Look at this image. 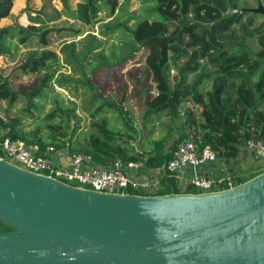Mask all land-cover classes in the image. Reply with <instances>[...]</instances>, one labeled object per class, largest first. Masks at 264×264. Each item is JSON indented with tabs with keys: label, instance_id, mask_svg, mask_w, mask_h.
I'll return each instance as SVG.
<instances>
[{
	"label": "trees",
	"instance_id": "trees-1",
	"mask_svg": "<svg viewBox=\"0 0 264 264\" xmlns=\"http://www.w3.org/2000/svg\"><path fill=\"white\" fill-rule=\"evenodd\" d=\"M59 1L60 13L48 15L46 20L38 12L27 18L26 25L12 23L0 27V55H8L13 42L26 47L31 40L35 41V46H28V56L17 68L23 73L42 75L38 86L25 92L13 90L7 78L0 76V100L11 102L18 94L22 95L26 99V112L32 98L40 97L49 73L58 71L60 66L57 53L47 47V34L54 29L47 22L63 16L90 25L99 12L106 17L121 12L119 0H78L73 9L68 0ZM153 1L152 10L160 18L139 19L124 37L133 42V50L145 51L142 79L148 77L151 83L148 88L142 85L133 91L142 105L139 130L122 106L124 98L114 102L104 97L87 75L82 85L92 91L86 109L89 133L79 137L80 118L74 109L56 103L42 116V124L34 128H27L17 117L3 114L0 126L4 134L38 148L52 146L65 149L68 155L87 156L92 163L106 167L131 161L161 167L177 145L186 140L207 145L217 159L230 161L239 156L246 140L264 141V16L249 11L230 13L242 3L246 5L244 0ZM12 2L0 0V19L10 16ZM166 21L173 24L171 29L166 28ZM124 22L107 25L101 36L107 40L113 34L121 35ZM66 30L72 35L79 31L69 27ZM251 41L257 49L251 47ZM72 45L66 43L61 52L65 53L66 46ZM96 64L97 61L90 62L91 66ZM170 68L175 71L172 80ZM94 70L97 67L90 69L91 74ZM160 113L166 114L167 127L150 140L142 130L147 124L152 125L147 121L148 115L158 117ZM256 174L251 168L240 169L231 172V178L238 185ZM159 181L155 195L194 193L190 185L180 192L168 172ZM7 230L0 225V231Z\"/></svg>",
	"mask_w": 264,
	"mask_h": 264
},
{
	"label": "water",
	"instance_id": "water-1",
	"mask_svg": "<svg viewBox=\"0 0 264 264\" xmlns=\"http://www.w3.org/2000/svg\"><path fill=\"white\" fill-rule=\"evenodd\" d=\"M264 16V3L234 9ZM0 264H264V172L211 193L105 194L0 160Z\"/></svg>",
	"mask_w": 264,
	"mask_h": 264
},
{
	"label": "rangeland",
	"instance_id": "rangeland-1",
	"mask_svg": "<svg viewBox=\"0 0 264 264\" xmlns=\"http://www.w3.org/2000/svg\"><path fill=\"white\" fill-rule=\"evenodd\" d=\"M77 1L68 0V5L73 9ZM244 1L246 5L242 3L239 9L254 7L256 4V0ZM260 1L261 3L264 2L263 0ZM117 4L119 10H121L119 14L106 17L103 12H99L97 20L90 25H83L63 16L47 22L48 27L54 28L47 34L49 42L47 47L57 53L59 70L49 73V78L41 90L40 97L32 98L30 106L27 107V112L25 111L26 99L18 94L11 102L5 99L0 100V114L6 113L17 117L27 128H34L36 125L42 124V116L54 104L58 103L74 109V113L80 118L78 136L82 137L90 131L89 116L86 109L92 91L82 85L83 77L88 75L90 83L97 86L98 92L104 97L106 96L114 102L124 98L122 106L132 119L135 129L139 130L141 128L139 116L142 113V105L139 96L133 94V91L139 89L142 85L148 88L151 83H149L148 77L142 79L144 72L143 54L145 51L142 49L133 50L135 47L133 42L124 37L126 36L125 32L139 19H158L160 16L152 10L153 0H119ZM60 9L61 3L59 0H13L10 16L6 20H1L0 23L2 26L12 23L26 25L29 16H36L40 12V18L46 20L48 15H55ZM121 20H125V29L122 34H113L105 40L101 33L108 28L106 26L109 24L111 26L115 25ZM165 23L167 29L173 27L171 22L166 21ZM68 27L79 31L76 35H72V32L66 30ZM29 43L35 46L34 40ZM66 43H72L73 45L72 47L66 46L65 53H62L61 47ZM29 45L24 47L13 42L10 45V53L0 55V76L7 78L8 85L13 90L25 92L34 89L38 86V81L42 76L23 73L17 68V65L28 56ZM250 45L253 49H257L255 42L251 41ZM88 49L91 50L86 53ZM93 56L96 59L93 60ZM91 61H97L96 66H91ZM94 67H97V70H94L91 74L90 69ZM174 72V69L170 68V80H172ZM151 93L150 91L149 94ZM187 105L190 106L191 104L187 103ZM28 113L33 116L29 117ZM165 116L166 114L162 113L158 117L148 115L147 121L152 125L147 124L142 132L146 136H150V140L161 135L166 129ZM137 147L139 148L141 145Z\"/></svg>",
	"mask_w": 264,
	"mask_h": 264
},
{
	"label": "built area",
	"instance_id": "built-area-1",
	"mask_svg": "<svg viewBox=\"0 0 264 264\" xmlns=\"http://www.w3.org/2000/svg\"><path fill=\"white\" fill-rule=\"evenodd\" d=\"M0 121L4 122L1 114ZM239 150V156L234 160L247 162L249 166L245 169L251 168L258 174L264 172V141L246 140ZM216 159L209 146L186 140L177 145L163 166L153 168V171L143 170L145 165L134 161L126 164L115 162L106 167L92 163L87 156L68 155L65 149L52 146L38 148L20 139H10L0 126V160L65 185L98 193L155 195L160 187L159 178L165 172L172 175L180 192L187 185L193 188L192 194L218 192L236 185L231 178L235 169H200L201 164Z\"/></svg>",
	"mask_w": 264,
	"mask_h": 264
},
{
	"label": "crops",
	"instance_id": "crops-1",
	"mask_svg": "<svg viewBox=\"0 0 264 264\" xmlns=\"http://www.w3.org/2000/svg\"><path fill=\"white\" fill-rule=\"evenodd\" d=\"M7 18H2L1 20H6ZM1 23H0V27H1ZM247 166H249V164L243 160L241 161H237V160H230V161H224V160H219L216 159L213 162H205L203 164L200 165V169H205V168H214V169H218V168H222V167H226L229 169H235V170H240V169H245ZM232 167V168H231ZM199 168V167H198ZM143 170H147V171H153L152 167H148L144 166ZM186 171L190 172L189 168H185Z\"/></svg>",
	"mask_w": 264,
	"mask_h": 264
}]
</instances>
